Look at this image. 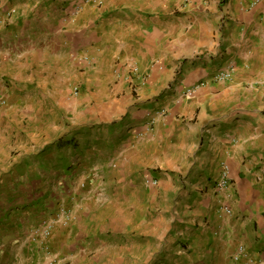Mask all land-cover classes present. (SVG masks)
<instances>
[{
	"label": "crops",
	"instance_id": "0c3cea01",
	"mask_svg": "<svg viewBox=\"0 0 264 264\" xmlns=\"http://www.w3.org/2000/svg\"><path fill=\"white\" fill-rule=\"evenodd\" d=\"M128 60L144 83L131 86ZM228 65L231 77L213 81ZM77 74L89 94L80 118L65 126L55 111V137L28 133L19 166L50 173L51 187L64 173L58 184L70 199L60 201L72 206V222L49 242L63 264H234L239 244L250 264H264V0H0L9 108L52 104L24 97L47 91L56 109L74 112L63 97ZM221 164L226 197L216 188ZM29 183L17 211L0 214V232L13 234L16 218L26 230L55 207V195L41 198ZM223 203L231 214L219 217Z\"/></svg>",
	"mask_w": 264,
	"mask_h": 264
},
{
	"label": "rangeland",
	"instance_id": "374dc122",
	"mask_svg": "<svg viewBox=\"0 0 264 264\" xmlns=\"http://www.w3.org/2000/svg\"><path fill=\"white\" fill-rule=\"evenodd\" d=\"M81 77V75L77 74L74 78V81ZM74 86H78L80 88V92L76 96H74L71 91ZM0 89L5 90V94L9 102L11 93L7 91L5 85H2ZM83 91L84 85L80 81L72 82L69 85V91L67 95L63 97L65 103L75 104L74 112L67 107L56 109L54 104L55 92L47 91L41 93H29L24 96H27L26 98L28 99V101L40 99L41 101L52 103L48 104L47 106L44 105L42 107L25 108L22 104L18 109H11L9 108L10 105L8 103L6 107L0 108V214L3 215L4 213L17 211V206L20 205V203L24 199V196L27 195V184L30 181H32V183H29L30 188L33 184L36 186L35 193L39 194V196L41 193L44 194H42L41 198H51L52 195H55V199L57 200V202L55 201L56 203L53 210L44 215L42 217L43 219H40V222L47 218L49 219L53 215L52 213L59 207V205L63 204L65 206H68L66 202L60 201L63 198H67L68 200L70 199L69 195H67L69 194V191L65 193L64 188H62L63 183L58 184V181L62 179L64 173H55V181L53 183V187H51V184L48 185V182L46 183V180L50 179L48 177L50 173H28L26 171H23V169L19 167L20 165H22V161L20 158L21 155L25 153L27 148L30 147L27 142L28 133H42V135H45L46 132H49L51 137H55V134H52L55 133V111H58L59 119L61 118L64 121L63 123L65 126H67L69 117L71 118L74 115L77 118H80V112L84 109L85 104L89 102V94L83 93ZM24 117H31L36 122V124H29L27 119H25ZM31 126L35 127L31 128ZM82 142L83 140H76L75 142V144H78L81 150L85 147L83 146L84 143ZM48 146L49 145H44V148ZM42 149L43 146L39 147V149L37 150ZM87 155L88 154H84V156H86L85 159L88 158ZM4 164L5 166H3ZM109 166L113 169L117 168L116 163L113 161L110 162ZM3 167H7V169L5 170ZM100 169V166L93 165L90 172L93 174V180L95 179L96 182H98V185L100 184L103 187V177ZM64 179L65 176L63 180ZM63 180H61V182H63ZM80 181L85 183V188H80L79 184L81 182L77 183L76 185L81 190L86 189V178L83 177V179H81ZM96 184L97 183H95V186L97 187L98 185ZM92 185L93 184H91L90 187ZM77 186L73 187L72 191L70 192L71 195H73L74 193L77 195L79 191ZM90 187L87 189V191L91 189ZM19 211H21V209ZM3 219L4 218H2V221ZM23 222L24 220H20L18 218L14 220V225H17L18 227H16L13 234L12 231H9V229H7L6 227L2 228L3 230L0 232V264H44L49 254L55 255L57 259L55 264H63V253H57L56 251L54 252L50 248L49 242L52 238V233L50 238L45 242V246H37L41 244L31 241L29 236L30 229L38 225L40 222L27 226L26 230L24 229ZM71 222L69 223V225L71 224ZM21 224L23 225V228L20 226ZM69 225L65 226V228ZM56 227H58V225H55V228Z\"/></svg>",
	"mask_w": 264,
	"mask_h": 264
},
{
	"label": "built area",
	"instance_id": "2783aa9c",
	"mask_svg": "<svg viewBox=\"0 0 264 264\" xmlns=\"http://www.w3.org/2000/svg\"><path fill=\"white\" fill-rule=\"evenodd\" d=\"M76 9V7H75ZM11 12L7 13V16H10ZM125 70V77L129 79L130 84L132 87H135L138 83H144L146 78L142 76V74L139 71V67L137 63L134 60H128L126 64L124 65ZM232 74V66L228 65L225 68L219 69L217 72L212 75L213 81H222L227 80L231 77ZM203 82H199L195 84L192 87H188L183 89L182 96L184 98H190L194 91L200 86L203 85ZM80 92V88L78 86H74L72 89V94L74 96L78 95ZM8 105V98L5 94V90L0 89V108H4ZM157 115H165V110L163 108L152 111L149 115L148 124L150 127H152L154 120ZM145 181L151 185H154L157 183L156 179H152L145 176ZM80 188H85V183L81 182L79 184ZM230 186L229 183V175H228V169L226 164H221V170L219 177L217 179L216 188L219 192H221L225 197L228 196V188ZM97 188L101 189L102 186L99 184ZM101 193V192H100ZM219 217H225L229 216L231 214V209L228 206V204L223 203L220 204L218 209L216 210ZM72 208L65 206V205H59V207L52 213L53 215L48 219L43 220L38 225L32 227L30 229V240L33 242L40 243L42 246H45V242L50 238L51 233L53 229L55 228V225L58 226H67L72 221L73 216ZM50 253V252H49ZM231 260L234 264H250L253 260L249 257V253H247L246 248L244 245L239 244L236 246L235 250L233 251L231 255ZM244 259V261H242ZM56 257L54 254H49L44 264H55Z\"/></svg>",
	"mask_w": 264,
	"mask_h": 264
}]
</instances>
